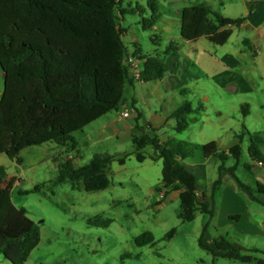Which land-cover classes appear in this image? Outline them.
Here are the masks:
<instances>
[{
	"label": "trees",
	"instance_id": "obj_1",
	"mask_svg": "<svg viewBox=\"0 0 264 264\" xmlns=\"http://www.w3.org/2000/svg\"><path fill=\"white\" fill-rule=\"evenodd\" d=\"M123 2L0 0V67L5 79L0 98V154L5 153L13 159L25 148L48 142L66 146L68 152L75 150L78 147L76 132L83 131L109 112L119 110L124 103V84L135 81L130 54L143 61L139 80L152 82L165 76V59L158 49L155 54H147L138 42L131 51L124 45L122 36L127 29L122 27L121 17L128 12L135 13V9L124 8ZM149 6L152 9L150 17L143 15L144 8L136 7L144 30H152L161 19L158 3L149 0ZM245 18L226 17L205 3L189 5L181 10L180 33L186 40L205 36L217 45H224L233 33L229 26H239ZM152 40L157 43L159 36L155 35ZM176 51L177 45L172 41L163 53ZM202 107L199 105L198 109ZM242 108L247 115L249 105ZM194 110L192 103L185 101L169 115L176 119L177 132L188 128L187 116ZM142 118L143 114L138 112L136 133L132 138L133 154L143 162L147 159L143 150L151 146V159L163 160L162 184L157 189L180 191V219L192 221L198 212L209 214L211 219L215 216V195L222 183L223 170H228L254 200L264 205L235 174L243 154V134L237 135L240 141L229 149L236 163L227 168L224 164L227 155L218 153L217 142L202 146L186 141L160 142L155 129L152 133L145 131L146 123ZM247 134L251 136L250 157L264 164V153L259 149L263 137L259 132L247 130ZM198 148L206 158L215 155L222 161L220 177L213 183L210 196L200 192L196 175L184 162ZM116 158L113 154H95L83 166H78L73 158L56 159L59 176L54 183L70 180L74 185H83L88 192L106 189L111 179L104 168ZM118 160L124 164L126 156ZM6 176L5 168L0 167V254L12 264H27L40 244L41 229L25 208L14 203L13 182L6 184ZM41 188L42 185H36L25 193L40 192ZM257 190L264 192V185L258 183ZM88 222L109 226L113 219L97 215ZM207 228L208 225L203 229L199 245L214 256L264 264V258L248 252L260 249H247L224 235L214 239V246L206 244L203 237ZM175 233L176 229L172 228L165 238L170 239ZM135 242L139 246L154 244L155 235L146 230L135 237Z\"/></svg>",
	"mask_w": 264,
	"mask_h": 264
},
{
	"label": "rangeland",
	"instance_id": "obj_2",
	"mask_svg": "<svg viewBox=\"0 0 264 264\" xmlns=\"http://www.w3.org/2000/svg\"><path fill=\"white\" fill-rule=\"evenodd\" d=\"M123 1L124 8L135 9V13L128 12L121 17V25L127 29L126 34L122 36L124 44L131 51L134 49V43L138 42L147 54H155V50L158 49L163 58L166 56L163 53L166 44L170 40L177 41L181 34L179 12L184 6L203 2V0H155L159 6L161 19L152 30H144L140 23L141 15L136 7L144 8L143 15L150 17L152 9L149 0ZM90 20H92L91 16ZM241 34L243 36L244 31ZM241 34H236L227 47L232 50L240 46L244 47L239 43ZM155 35L159 36V40H156L158 44L152 40ZM201 42L213 53H221L227 48L216 45L206 38ZM253 49V46L245 48L246 57L243 65L247 69H256L258 73L264 72V62L253 55ZM260 54H264V48ZM190 71L198 74L199 77H193L189 81L186 97L181 104L188 100L194 108H198L199 105L203 108L196 109L187 116L188 128L183 132L175 131L176 120L172 118L168 125L159 132L156 130V133L163 136L167 132L170 136L175 135L179 138L172 140H183L197 145L209 142V133L214 128L226 127L228 139L224 149L235 142V133H243L244 150L235 174L242 183L251 188L255 196L261 197L257 190L258 182L262 180L259 173L245 167L249 163L257 165L249 154L251 137L247 134L246 128L251 133L259 131L264 136V110L255 97H247L241 90L237 93L233 89H226L221 83L213 80L212 74H209L213 71V66L206 59H203L198 66L192 64ZM4 85V73L0 67V98ZM160 85L161 96L149 94L138 103L145 117L149 115L150 110L160 111L178 106L176 99H181L180 93L172 94L165 82H161ZM132 92L133 89L127 86L125 95L128 97ZM248 94L264 95V90ZM163 98H166L167 102H164ZM245 104L250 108L247 115L242 108ZM113 116H116L115 111H112L109 117ZM107 120L108 118L105 117L100 118L83 131L74 134L79 142V151L74 154L80 153V157L75 156L78 158L76 162L79 166L89 163L95 154L101 156L127 154L124 165H120L117 160L108 165L107 173L111 178V185L108 188L88 192L83 185H74L70 180L61 184L54 183L59 176L58 163L50 158L47 159L45 155L56 153V149L50 146L56 144L48 142L49 146L38 148L44 152L33 155L39 165L28 171L23 184L13 190L14 203L18 207L25 208L27 215L34 219L41 229L40 244L31 253L27 264H256L254 261L242 262L214 256L213 253L202 248L199 245V238L206 225L208 231L203 237L206 244L214 246V239L224 235L243 244L247 249H260L258 252H248L264 258L262 252L264 227L261 225L264 222V205L252 200L247 190L240 186L232 175L229 183L233 187H230L228 182H222L216 193V213L212 219L209 214L198 212L194 220L183 221L179 218L181 200L176 192L169 190L166 200L162 201L156 191V187L162 184L163 160L155 161L147 158L143 162L138 161L132 154L135 150L132 141L116 138L102 141L101 126ZM145 131L152 133L153 128L146 126ZM109 133L110 131H107V134ZM259 149L264 153V144L260 143ZM143 152L149 156L153 148L148 146ZM189 158L197 163H205L209 179H201L198 188L200 192L210 196L211 171L214 165L220 164L221 161L215 157L205 159L200 149H196ZM235 163L233 158L225 161L227 167ZM6 169L9 174L16 173L15 169L12 170L8 166ZM36 185H42L40 192L25 193L26 189L31 190ZM234 187L240 189L238 196L245 202L246 208L241 202L240 204L232 202L230 206L226 199L225 202L224 199L222 201L223 190H231ZM233 205L236 207H232ZM231 212L235 213L236 218L229 219ZM97 215L112 218L113 222L109 226L89 224L88 220ZM172 228L176 229L174 236L170 239L165 238ZM146 230L154 233L155 243L137 245L135 237ZM0 264L12 263L0 254Z\"/></svg>",
	"mask_w": 264,
	"mask_h": 264
},
{
	"label": "crops",
	"instance_id": "obj_3",
	"mask_svg": "<svg viewBox=\"0 0 264 264\" xmlns=\"http://www.w3.org/2000/svg\"><path fill=\"white\" fill-rule=\"evenodd\" d=\"M202 3L207 4L213 10L221 12L226 17H230V18L246 17L239 26H229L230 28H232L233 33L231 37L229 38V40L224 45H220L226 48L230 40L236 34H241V32L244 31L243 36L241 34V37L239 38L240 40L239 43L243 44L244 47L240 46L238 49H235V50H232L231 48L227 47L225 51L221 53H217V52L213 53V52H210L208 47H206L201 42L203 38H206L208 41H210L205 36L201 37L198 40L192 41V40L184 39L182 35L180 34L177 41L174 42L173 40H170V42L173 41L177 45V51L166 54L164 58L166 69H167L165 76L160 80H157L154 82L152 81L149 83L139 80L135 76V81L133 84H130V83L124 84V103L121 105V108L119 110L115 111L116 116L109 117L111 114V112H109L108 114L102 117V118L104 117L108 118V120L105 121L101 126L102 130L100 132V135L102 136L101 137L102 141H108L114 138L118 140L132 141L133 135L136 133L135 117L138 114V112H141L143 114L142 121H145L146 126L155 129V133H156V130L158 132L161 131L166 125L169 124V120L172 119L170 118L169 115L180 106L182 101H184L185 99L184 97H186L185 93L187 92L186 87L189 81L193 77L194 78L199 77L198 74H194L190 71L191 65L194 64L198 66V64L202 63L203 59H206L208 63L210 62V64L213 66V71L209 73V74H212L213 80L221 83V85L226 89L227 88L233 89L237 93L239 90H241L242 94H244L245 96L255 97L258 103L261 105V108L264 110V95L257 94V96H254L253 94L251 95L248 94V93H253L254 91H257L259 93L264 90V75H263L264 72L258 73L256 69L254 68L247 69L243 65L245 57H246L245 48L252 47V46L254 47L253 55L259 59H262V61L264 62V54H260L262 48H264V0H203V2L196 3V4H202ZM196 4H193V5H196ZM179 13H181V11ZM179 27L181 29V18L179 21ZM168 44H166V46ZM131 58L137 59L135 57H132L130 54L129 61ZM137 60H138L136 61L138 63L137 65L140 66V68L142 69L143 61L139 59ZM133 69L134 68L131 69L132 72H134ZM239 69H240V72H239ZM161 82H165L167 89H169L172 92V94L175 92L180 93L181 99L180 100L176 99V105L178 106L173 109H168V108H165V110L161 109L160 111L150 110L149 115L145 117L144 112L139 109L138 103L140 100H144L145 96L149 94L154 95V96H161L162 95L161 85H160ZM127 86L133 89L132 94L129 95L128 97L125 95ZM163 95L164 97H166L165 94ZM173 99L175 101V97H173ZM163 100L164 102H167L166 98H163ZM196 109L198 108H195V110ZM124 110L129 111L130 113L129 116L126 117L121 114V112ZM244 128H246V125H244ZM246 130L249 131L248 128H246ZM107 131H110V133L107 134ZM210 132L211 133H209L210 134L209 142L211 141L217 142L218 153L225 152V154L227 155V158L225 161H228L229 159L233 158L231 154L229 153V149L234 144L238 143V141H240L237 135H242L243 133H235L234 135L235 142H233L227 148L224 149L223 147L226 145V140L228 139L226 127H223V128L216 127L214 128L213 131H210ZM177 133H181V132H177ZM259 133L262 136V133L261 132ZM158 137H159L160 142H165L167 140H172V139H176V140L179 139L175 135L170 136V134L167 132L163 136L158 135ZM262 137H263V140L260 143L264 144V136ZM178 141H183V140H178ZM243 141H244V135L242 139V146H243ZM49 144L50 143H46L43 145H39V147L32 146V147L25 148L13 159L10 158L5 153L0 154V167H4L6 169V166H8L12 168V170L15 169V172H16V173L9 174L6 169L7 176L5 178V183L9 184L13 182L12 193L16 187H20L23 184V182L25 181L24 180L25 177H27L28 175L27 172L31 171L33 168L39 165V163L36 162V159L33 158V155H36L37 152L41 153L44 151L38 148H41L42 146H49ZM55 144L56 145H50V146H53V148L56 149V153H51V154L46 153L45 157H48L47 159L50 158L55 161L56 159L63 160L67 157H71L74 159L75 163L77 164L76 161L78 158H76L75 156L77 155L78 157H80V153L76 155L74 153L76 151H79V142H78V147L72 152H68L66 146H61L57 143ZM204 144H197V145L202 146ZM198 149L201 150V148H198ZM133 153L134 151L132 152V154ZM151 154H153V152L150 153V155L147 156V158L151 159ZM124 156H126V158L128 157L127 154H123L122 156L117 155V158L114 161L117 160L119 162L118 159ZM210 157H215L216 159H219L215 155L210 156ZM158 160H162V159H158ZM185 160H186L185 161L186 164L192 169V171L196 175L197 180H198V185L201 179L208 178V170H207L205 163L202 164V163L194 162L189 157ZM257 162L258 161H256L257 165L249 163V164H246L248 167L246 166L245 167L250 171H256V173H259V176L261 177L262 180L259 181L258 183H261L262 185H264V164L260 165ZM124 164L120 163V165H124ZM220 164L216 163L211 171L210 181L212 182V186H213V183L220 177V172H219ZM108 165H106L104 168V171L106 173L109 170V169L107 170ZM227 171L228 170H223L221 174L223 183H227V182L229 183L231 173ZM229 185L230 187H233L232 184L229 183ZM221 186H222V183L218 187L217 191L220 189ZM157 187H156V191L158 192ZM26 191H28V189H26ZM19 192H22V190H19ZM174 192H176V194L179 196L180 191H174ZM238 193H240V189L238 187H234L231 190L224 189L222 192V201L224 199V202H225V199H226L227 203H229L230 206L232 202H237L238 204H240L239 202H241L246 208L245 202H243L241 197L238 196ZM259 193L261 194V197H258V198L264 202V192H259ZM250 198L254 200L252 197ZM232 207L235 208L236 205H233ZM230 209H233V208L230 207ZM231 211H235V210H231ZM230 217L236 218L235 213L233 214V212H231L229 215V219ZM261 225L264 227V222Z\"/></svg>",
	"mask_w": 264,
	"mask_h": 264
},
{
	"label": "built area",
	"instance_id": "obj_4",
	"mask_svg": "<svg viewBox=\"0 0 264 264\" xmlns=\"http://www.w3.org/2000/svg\"><path fill=\"white\" fill-rule=\"evenodd\" d=\"M130 61L133 64L135 76H136V78L139 79L140 78V71L142 69L140 68V66L137 65L138 63L136 61H138V60L131 58ZM121 114L127 117V116H129L130 113H129V111L124 110V111L121 112ZM258 163L260 165H263L262 162H258ZM168 191H169V189H166V188L164 190H159L158 191V195H159V197L161 198L162 201L166 200Z\"/></svg>",
	"mask_w": 264,
	"mask_h": 264
},
{
	"label": "water",
	"instance_id": "obj_5",
	"mask_svg": "<svg viewBox=\"0 0 264 264\" xmlns=\"http://www.w3.org/2000/svg\"><path fill=\"white\" fill-rule=\"evenodd\" d=\"M133 71H134V69H133Z\"/></svg>",
	"mask_w": 264,
	"mask_h": 264
}]
</instances>
